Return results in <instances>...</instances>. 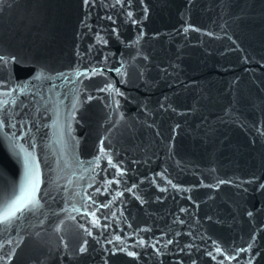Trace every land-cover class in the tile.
I'll list each match as a JSON object with an SVG mask.
<instances>
[{"label":"water","instance_id":"95a60500","mask_svg":"<svg viewBox=\"0 0 264 264\" xmlns=\"http://www.w3.org/2000/svg\"><path fill=\"white\" fill-rule=\"evenodd\" d=\"M0 56V264H185L191 0H0Z\"/></svg>","mask_w":264,"mask_h":264},{"label":"snow or ice","instance_id":"6c2138e0","mask_svg":"<svg viewBox=\"0 0 264 264\" xmlns=\"http://www.w3.org/2000/svg\"><path fill=\"white\" fill-rule=\"evenodd\" d=\"M116 2L119 4V3H121V0H116ZM84 3L88 4L89 0H84ZM128 3L131 4V0H128ZM128 16L131 17L132 13L129 12ZM108 19H111V17H108ZM135 22L136 21H133V23H135ZM0 60H5V58L0 56ZM93 71L95 72L96 70L94 69ZM117 71H119V70L117 69ZM108 87H111V85H108ZM117 94L122 95V93H119V92H117ZM108 163L110 165H112L113 167H117V165L113 164V162L110 158L108 160ZM24 168H25V184H26V187L28 190H30L34 194L35 190H36V184L38 183V178H39L38 177V165H37L35 160H30L27 154L25 155V158H24ZM118 175H123V172L122 171L118 172ZM169 183H171V182L169 181ZM219 183L223 184V183H225V181L221 180V181H219ZM260 187L264 188V184L260 185ZM23 199H24L23 196L17 197L16 200H14L11 204H9L8 207L6 209H4V211L2 213H0V223L7 222L10 218L14 217L17 212L24 210V207L19 206V205H21V202L23 201ZM89 199L91 200V196H89ZM107 206H108L107 204H101V207H107ZM92 215L95 217V213H92ZM248 215L251 216L252 213L249 212ZM92 223L95 226H99V218L96 217L92 221ZM85 231H87V230H85ZM88 234L91 235V232H88ZM116 239L119 240L120 237H116ZM143 243L144 242L141 241V244H143ZM169 243H171V241H169ZM85 251H86V248L83 245H81V247L79 248V252L83 253ZM217 251L219 252L220 249H217ZM127 255L135 257L136 253L129 251V252H127ZM250 264H251V262H250Z\"/></svg>","mask_w":264,"mask_h":264}]
</instances>
